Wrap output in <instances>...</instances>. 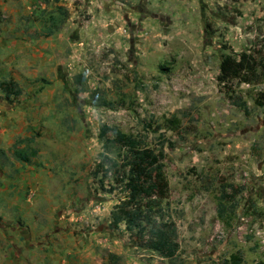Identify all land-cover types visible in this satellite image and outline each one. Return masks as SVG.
<instances>
[{
    "label": "rangeland",
    "instance_id": "obj_1",
    "mask_svg": "<svg viewBox=\"0 0 264 264\" xmlns=\"http://www.w3.org/2000/svg\"><path fill=\"white\" fill-rule=\"evenodd\" d=\"M0 4L1 45L26 41L11 59L30 40L42 44L47 60L23 70L42 72L18 81L20 99L9 101L0 89V150L7 155L0 165L18 185L29 183L27 196L40 193L41 241L62 227L84 228L104 240L95 252L100 264H264V107L256 104L264 79L226 87L217 80L224 56L264 54V0ZM0 59L1 84L12 80L7 69L15 61ZM103 125L164 151L170 191L163 210L176 227L175 258L139 247L124 223L110 228V213L126 193H108L113 178L104 179L103 190L102 176L94 175ZM16 150L37 156L25 164L14 159ZM29 167H36L31 175ZM59 212L72 218L61 227Z\"/></svg>",
    "mask_w": 264,
    "mask_h": 264
},
{
    "label": "trees",
    "instance_id": "obj_2",
    "mask_svg": "<svg viewBox=\"0 0 264 264\" xmlns=\"http://www.w3.org/2000/svg\"><path fill=\"white\" fill-rule=\"evenodd\" d=\"M263 79L264 54L252 52L224 56L217 77L219 84L225 87L235 81L247 85L260 84ZM0 89L9 101L22 95V89L13 80L2 82ZM256 104L264 107V92L257 96ZM99 139L103 145L102 161L94 175L102 176L103 190L104 179L113 178V186L108 193L119 188L126 193L110 213V228L118 230L124 223L131 237L141 242L139 247L152 250L164 259L175 258L180 249L176 227L166 222L163 210V202L170 191L164 171V151L157 152L144 140L108 125L102 126ZM31 156H37V152ZM31 156L22 150L15 151V157L25 163L31 162ZM220 213H223L222 209Z\"/></svg>",
    "mask_w": 264,
    "mask_h": 264
},
{
    "label": "crops",
    "instance_id": "obj_3",
    "mask_svg": "<svg viewBox=\"0 0 264 264\" xmlns=\"http://www.w3.org/2000/svg\"><path fill=\"white\" fill-rule=\"evenodd\" d=\"M14 27L15 25H11L7 29L5 28V31L8 29L13 30ZM54 34L51 32L48 36H45L48 39H51L50 37ZM4 35L5 34H3V36ZM11 42L13 46L5 43L4 45H1L2 41H0V58L7 57V64H12L13 61L16 60L11 59V51L13 48H16L18 44L26 43V41L20 42L15 39H12ZM26 45L24 52L17 49L16 55L13 54L14 56L19 57V59L14 62V65H9L7 69V73L14 72L9 78L13 76L12 80L17 83L18 81L21 83L20 80L23 77H26L25 79L31 81L39 79L42 72L39 68H32L27 72H24L23 70H25L26 67H34L38 62L47 61L42 54L41 50L43 46L41 43L37 46H33V43L28 40V44ZM1 48L3 50L2 53ZM44 69L46 70V67ZM31 81L24 82L32 84ZM32 88H35V85H32L30 89ZM21 97L22 95L18 99ZM10 123L11 125L16 126L20 121L17 120L15 115H12L10 117ZM14 131L17 133L11 135L13 136V139L19 134L18 129L14 128ZM13 139L8 143H14L15 141ZM19 139L20 136H18L16 140ZM1 151L4 153L0 154V159H5L7 157L6 152L4 150ZM13 156L14 159L21 161L15 157V153ZM25 169L29 172L28 174L31 175L36 167ZM9 172L10 170L8 168L0 165V264H100L94 261L96 259L95 252L97 247H104L105 243L104 240H99L97 234L93 231L87 232L84 228H78L79 230L71 232L66 231L62 227L60 228L63 229L61 232L54 233L52 231L48 234L49 236H45L44 240L41 241L40 233H36L39 231L40 226L39 223L36 222L35 216L36 209L39 208L41 195L40 193L37 194L34 189H31L27 196L26 188L29 187V183H20L18 185L17 180L8 177ZM47 200L51 202L50 198H47ZM66 200L67 198H65V201ZM31 215L33 216L31 217ZM58 216H62L61 218L57 217L55 219V224L57 226L59 225V227L64 223H69L72 219L71 217L68 218V216L62 215L61 212L58 213ZM30 220H33L34 222ZM44 230H42V232ZM95 242L98 244L96 245ZM43 250L47 251V253H43ZM38 252H42V255L38 254ZM83 256L86 259L85 262L82 261Z\"/></svg>",
    "mask_w": 264,
    "mask_h": 264
}]
</instances>
